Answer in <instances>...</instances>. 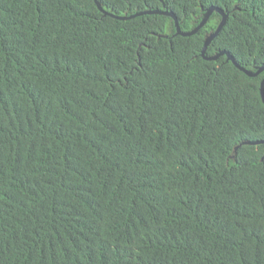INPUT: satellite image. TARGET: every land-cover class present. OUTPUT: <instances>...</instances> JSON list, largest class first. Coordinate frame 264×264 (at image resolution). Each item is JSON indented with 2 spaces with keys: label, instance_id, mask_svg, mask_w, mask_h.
<instances>
[{
  "label": "trees",
  "instance_id": "16d2710c",
  "mask_svg": "<svg viewBox=\"0 0 264 264\" xmlns=\"http://www.w3.org/2000/svg\"><path fill=\"white\" fill-rule=\"evenodd\" d=\"M263 83L264 0H0V264H264Z\"/></svg>",
  "mask_w": 264,
  "mask_h": 264
},
{
  "label": "water",
  "instance_id": "95a60500",
  "mask_svg": "<svg viewBox=\"0 0 264 264\" xmlns=\"http://www.w3.org/2000/svg\"><path fill=\"white\" fill-rule=\"evenodd\" d=\"M209 15H210V13L208 14V16H207V18L209 17ZM207 18L205 19V21L207 20ZM215 36V35H214ZM213 36V37H214ZM234 59V58H233ZM237 63V62H236ZM263 85H264V83H263ZM263 95H264V88H263Z\"/></svg>",
  "mask_w": 264,
  "mask_h": 264
}]
</instances>
